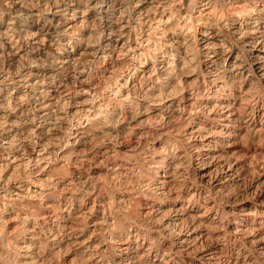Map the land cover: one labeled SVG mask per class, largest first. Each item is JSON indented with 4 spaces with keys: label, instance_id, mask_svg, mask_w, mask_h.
Returning <instances> with one entry per match:
<instances>
[{
    "label": "clouds",
    "instance_id": "obj_1",
    "mask_svg": "<svg viewBox=\"0 0 264 264\" xmlns=\"http://www.w3.org/2000/svg\"><path fill=\"white\" fill-rule=\"evenodd\" d=\"M124 3L128 4L129 0H124ZM151 3L149 13L159 9L160 19L150 17L147 40L141 45L143 59L153 61L151 72L147 70L141 72L140 65L132 63L122 74L118 75L114 83L104 90V94H100L97 90V95L93 100L75 103H72V95L67 98L62 97L61 103L55 107L54 111L50 109L43 116H36L34 119L32 117L37 108L30 105L26 113L29 117L27 122L40 129L39 133L34 131L29 136L33 150L36 149L37 140L47 139L53 131L63 133V135L47 143L42 142L39 159L29 161L28 167L21 166L10 177L4 174L9 170L12 161L0 155V264H56L61 260L63 264H69L68 254L76 256L72 264H89L90 261H95V264H100L101 261H104V264H110L115 259V253L119 250L121 243L130 236V230L133 228H143L144 238L151 240L154 249L162 250L165 242H168V259L173 264H180V261L176 260V254L171 250L172 241L188 228L191 221L179 224L169 223L165 226L164 222L169 217L179 219L176 211H173L171 207L162 214L158 213L159 218H149L147 222L135 211L137 198H142L143 204L155 208L158 206V201H163L168 196L166 186L161 183L160 173L167 171L169 162L176 159L181 160L176 175L177 186L174 188L177 192L176 199H183L179 195L181 189L185 190L184 196L189 198L186 206L179 209L180 212H187L189 206L196 209L208 207L211 204L210 210L217 213V222L221 228H227L230 216L233 219L236 218L234 213L225 211L231 198L238 195L236 189L227 193L213 191L214 186L211 181L207 184L198 183L194 176L190 175V172H194L193 155L198 149L191 143L195 137H189L184 129L187 124L192 123V115L196 112L207 116L210 111L227 110L220 108L219 105L221 103L232 104L237 100V90L244 89L251 73L245 75V68L241 64H237L229 71L220 61L209 66L207 71H202L201 49L196 47L195 29L197 24L207 20L213 27H219L223 35V29L230 27L233 23V16L238 15L243 18L255 12H264V7H261L264 5V0H245L239 11H229L234 8L235 0H151ZM104 4L105 0H0V23L8 17V34H14L13 25L16 21H26L28 16L34 14L32 10L35 9V15H38L45 24L51 25L52 21L46 18V13L53 12L55 9L66 19H75L76 12L70 13L73 5L83 6L85 16L94 9L97 13L96 20L101 21L102 17L99 13L104 8ZM214 16L219 19L213 24L212 17ZM125 18L132 19L131 7L122 9L119 20L122 21ZM135 23L138 30L141 26L139 19ZM88 26L87 23L80 25V27ZM99 30L100 25L97 23L94 31ZM177 30L184 33L183 46L187 49V56L181 57V53L177 51L178 45L162 42L167 32ZM66 34L59 33V35ZM102 34L100 31V35ZM244 34L246 33L240 32V35ZM205 35L208 33L205 32ZM232 37V33L224 35L226 44L208 45V47H222L227 54V44L236 43ZM91 42L98 45L100 36L95 35ZM149 44L152 47H149ZM165 49H169L171 55ZM181 58L183 66L179 67ZM105 59L108 57L97 58V63H102ZM130 59L135 62L142 57L133 55ZM2 62L3 57H0V64ZM157 65L161 73L159 77H156ZM25 67L23 61L18 66V71L14 73H7L0 67V77H2L0 85L6 87L11 82L9 80L11 75L19 77L15 81L17 87L32 89L35 92L37 86L43 81L38 80L34 84H28L27 80L31 72L22 74ZM27 67L29 69L31 67L44 68L45 65L29 62ZM47 67H52V65L49 64ZM94 68L95 65L89 62L83 71L90 74ZM74 71L79 75L81 69L75 68ZM153 77L156 78L153 79ZM186 77L192 78L189 80ZM121 80L124 82L120 83ZM129 80L133 81L131 85L128 83ZM185 93L192 94L190 97L193 102L191 114L186 113L189 97L185 96ZM47 95V92L41 93L42 97H47ZM246 95L252 97V103L260 104L264 99V87H261L258 82H253ZM209 97L216 98L215 108L196 106V101L207 100ZM30 99L31 97L25 92L18 103L27 104ZM87 103L92 104L93 107L86 112L84 105ZM69 108L79 109V111L69 112ZM156 112L160 114L157 115ZM176 113L185 117V120L183 122L178 120ZM144 116L150 118L140 119ZM133 122H135L134 126L128 127V125H133ZM45 124L50 125L46 131ZM77 129L78 131L74 133ZM125 131L128 137L132 138L135 134L145 142L136 144L135 148L131 149V155L116 153L115 159L110 156L98 169L101 175L94 174L92 164H84L81 167V179L76 180L75 173H73L68 179L74 180L75 183L72 184L71 189L64 187L63 191L62 186L58 187V182L40 178L44 167L56 165L58 159H62L65 164L73 155L77 156L75 163L87 160L88 157L84 153L74 151L76 142L87 144L88 138L91 137L92 148H99L102 151L105 146L118 145ZM214 135H221V133H214ZM253 135L250 129L244 141L246 146L253 142ZM70 140L73 143L69 144ZM154 140H159L163 147L156 148L153 144ZM13 143L20 144V141H0V148L8 151ZM66 148L69 149L68 153L61 157L60 154ZM19 150L24 149L21 146ZM110 151H115V148L111 147ZM179 152H183L182 157L177 155ZM93 155L99 158L98 153L94 152ZM22 159H27V157ZM85 168L89 173L87 179L83 178ZM105 168L107 172H104ZM33 184L36 185V189L29 191ZM10 185L14 187L10 188ZM68 191L73 194L70 199L79 201L81 206H86L93 199L96 201L92 210L80 222L82 227L79 232L69 233L63 228L59 233L47 231L43 225L30 223V221H39L42 215L40 210L46 204L59 206L61 203L59 197ZM163 206L168 207L167 204ZM101 209L104 213L102 219ZM255 215L264 216V212L255 213ZM89 217L98 221L93 235L97 237L99 243L93 241L96 247H86L81 250L80 244H73L72 241L78 237L82 239L87 236L84 229L92 231L93 225L88 222ZM199 219L198 216L191 218L194 221H199ZM57 223H62V220L58 219ZM255 231V227L249 229V232ZM243 235L245 233H239L240 243L237 247L240 248V252L234 257L236 264H264V247L260 246V239L257 237L253 243H248L242 239ZM225 237L229 240L237 238L236 235L227 231L224 232L221 240L223 241ZM64 243L68 244L67 249H64ZM84 243L87 244L88 241L85 240ZM226 259L230 261L232 258Z\"/></svg>",
    "mask_w": 264,
    "mask_h": 264
},
{
    "label": "bare ground",
    "instance_id": "obj_2",
    "mask_svg": "<svg viewBox=\"0 0 264 264\" xmlns=\"http://www.w3.org/2000/svg\"><path fill=\"white\" fill-rule=\"evenodd\" d=\"M244 3L245 0H235L234 8L229 11H239ZM125 7H131L132 19L125 18L120 21V13ZM151 7V0H129L128 4H125L124 0H105L104 8L99 13L102 20L97 21V13L94 9L85 16L83 6L73 5L70 13L76 12L75 19H66L55 9L53 12L46 13V18L52 21L51 25L45 24L38 15H35L36 10L33 9L34 14L28 16L26 21H16L13 25L14 34H8L9 18L5 17L4 22L0 23V57H3L0 67L7 73H14L18 71V66L23 61L26 67L22 74L31 72L27 83L31 85L38 80L43 81L37 86L35 92L32 89L17 87L15 81L19 77L11 75L9 76L11 82L6 87L0 85V141H20V144L13 143L8 151L0 148V155L8 157L12 161L9 170L4 174L6 177H10L21 166L28 167L29 161L39 159L42 142L47 143L63 135V133L53 131L51 135L47 136V139L37 140L36 149L33 150L29 136L34 131L39 133L40 129L27 122L29 117L26 113L30 105L37 108L32 117L34 119L36 116H43L50 109L54 111L55 107L61 103L62 97L67 98L72 95V103H75L93 100L97 95V90L100 94H104V90L114 83L118 75L122 74L132 63H138L141 72L144 70L151 72L153 61L143 59L144 54L141 48L142 43L147 40L148 30H150V17L156 20L160 19V10L149 13ZM138 19L141 26L137 30L135 22ZM218 19L219 17H212V23L214 24ZM232 21L230 27L223 29V35L219 27H213L207 20L197 24L195 29L196 47L201 49V70L207 71L209 66L220 61L229 71L237 64H241L245 68L244 74L248 75L250 72L251 75L246 81L244 89L237 90V100L232 104L221 103L219 105L220 108L227 110L210 111L207 116L196 112L192 115V123L187 124L184 130L189 137H195L191 143L198 151L193 155L194 172H190V175H193L198 183L207 184L211 181L214 186L213 191L225 193L233 189L238 190L242 186V192L238 193L237 191L238 195L232 197L225 207V211L234 213L236 218L233 219L230 216L227 228H221L217 222V213L210 210L211 204L208 207L196 209L189 206L187 212L179 211L186 206L189 199L184 196V189L180 190L179 195L183 197L180 200L176 199L177 192L174 191L177 186L176 175L181 164L180 159L169 162L167 171L160 173L161 183L166 186L168 196L163 201H158V206L155 208L143 204L142 198H137L135 206L136 214L144 218L145 222L149 218H159L157 214L168 211L169 207L176 211L179 219L169 217L164 222L165 226L169 223L179 224L191 221L188 228L172 241L171 250L176 254V260H179L180 264H222V262L223 264H236L234 257L238 256L240 252V248L237 247L240 243V232L245 233L242 237L244 241L253 243L254 239L258 237L261 241L260 246L264 247V216L255 215V213L264 212V189L260 187L261 183L255 185L245 182L246 176L248 174L251 176V173L256 170L258 179L264 176V153L259 154L255 149V147H264V99L260 104H255L251 102L252 97L246 95L253 82H258L261 87H264V12H255L243 18L236 15L232 17ZM84 23L89 26L80 27ZM97 23L100 25V30L94 31ZM100 31H102V35H100ZM241 31L246 34L240 35ZM205 32L208 35H205ZM59 33L67 34L59 35ZM229 33L233 34L232 38L236 40V43L227 44V54L222 47H208V45L226 44L224 35ZM95 35L100 36L98 45L91 42ZM162 42L178 45L177 51L181 53V57L187 56V49L183 46L184 33L180 30L167 32L162 38ZM148 46L152 47L151 44ZM165 51L171 55L169 49H165ZM133 55H140L142 59L133 62L130 59ZM122 56L123 59H121ZM104 57H108V59L97 63V58ZM29 62L36 65L44 64L45 67L29 69L27 67ZM89 62L95 65L90 74L83 71ZM49 64L52 67H47ZM178 66H183L182 58ZM13 68L15 71L11 72ZM75 68L81 69L79 75L74 71ZM157 68L156 77H159L161 74L159 65ZM191 78L186 77L189 80ZM123 82V80L120 81V83ZM132 82L129 80V85ZM25 92L31 99L27 104L18 103ZM42 92H47V97H42ZM184 95L189 97L186 113L191 114L193 102L190 97L192 94L185 93ZM196 106L212 109L217 106V101L215 97H209L207 100L196 101ZM92 107V104L87 103L84 105V110L87 112ZM68 111L75 112L79 109L69 108ZM156 114L160 113L156 112ZM149 118V116H144L140 119ZM176 118L181 122L185 120V117H181L179 113H176ZM134 123L128 127L134 126ZM2 124L4 125L2 126ZM49 127V124H45V131ZM250 129L254 133L253 142L246 146L244 141L249 135ZM76 131L78 129L74 130V133ZM214 133H221V135H214ZM144 142L135 134L132 138L128 137L125 131L118 145L105 146L101 151L99 148H92V138L89 137L87 144L76 142L74 149L75 152L84 153L88 157L87 160L75 163L77 156L73 155L65 164L62 159H58L56 165L44 167L40 178L58 182V187L62 186V191L64 187L71 189L75 181L68 177L75 173L76 180L81 179V167L84 164H92L95 170L94 174L99 176L102 173L98 169L110 156L115 159L116 153L131 155V149L135 148L136 144ZM71 143H73L72 140L69 141V144ZM153 144L156 148L163 147L159 140H154ZM21 146L23 151L19 150ZM111 147H114L115 151H110ZM260 150L259 152H261ZM68 151L69 149L66 148L60 154L61 157L65 156ZM94 152L98 153V159L93 155ZM177 155L182 157L183 152H179ZM25 156L27 159H22ZM50 169L51 171H49ZM180 170L182 171V169ZM104 172H107V168L104 169ZM88 175V170L85 168L83 178L87 179ZM65 179H67V183H65ZM11 187L14 186L10 185ZM32 189H36L35 184L29 191ZM72 195V192L68 191L60 196L59 206L46 204L40 210L42 215L39 221H30V223L43 225L47 231L59 233L63 228L69 233L79 232L82 227L80 222L92 210L96 201L93 199L86 206H81L79 201L70 199ZM165 204L168 207H164ZM103 215L101 209V219ZM193 216H198L199 221L191 220ZM58 219L62 220V223L58 224ZM88 222L93 225L92 231L84 229L87 236L82 239L78 237L72 241L73 244L79 243L81 250L86 247H96V244L92 243L93 241L99 243L97 237L93 235L98 221L89 217ZM253 227L256 231L249 232V229ZM225 231L233 233L237 238L229 240L225 237L222 241L221 237ZM130 232V236L121 243L119 250L115 253V259L110 264H173L167 256L168 242H165L162 250H157L152 247L150 239L144 238L143 228H133ZM85 240L88 241L87 244L84 243ZM63 247L67 249L68 244L64 243ZM226 258L232 259L229 261ZM67 259L69 264H72V261L76 260V256L68 254ZM56 264H63V262L62 260L57 261ZM89 264H95V261H90ZM100 264H104V261H101Z\"/></svg>",
    "mask_w": 264,
    "mask_h": 264
},
{
    "label": "rangeland",
    "instance_id": "obj_3",
    "mask_svg": "<svg viewBox=\"0 0 264 264\" xmlns=\"http://www.w3.org/2000/svg\"><path fill=\"white\" fill-rule=\"evenodd\" d=\"M14 70V68L12 69V71L11 72H14L13 71ZM4 124H2V126H3ZM1 126V125H0ZM260 148H261V150H260ZM264 148V147H263ZM262 147H255V149H257L256 150V152H258L259 154H262V153H264V149H263ZM259 150L261 151V152H259ZM263 158H264V156H263ZM257 169V168H256ZM258 171H259V169H258ZM256 172H257V170L254 172V173H251V176L249 175H247L246 176V181L245 182H247V183H249V184H260V187H263V189H264V176L262 177V178H257L258 176H256ZM253 182V183H252ZM257 182H259V183H257ZM241 188V189H240ZM238 193H240V192H242V186H240L239 188H238Z\"/></svg>",
    "mask_w": 264,
    "mask_h": 264
}]
</instances>
